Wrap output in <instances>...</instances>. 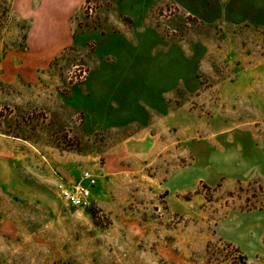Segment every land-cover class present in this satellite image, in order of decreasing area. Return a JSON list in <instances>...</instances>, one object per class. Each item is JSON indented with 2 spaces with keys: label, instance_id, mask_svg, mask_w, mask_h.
<instances>
[{
  "label": "rangeland",
  "instance_id": "obj_1",
  "mask_svg": "<svg viewBox=\"0 0 264 264\" xmlns=\"http://www.w3.org/2000/svg\"><path fill=\"white\" fill-rule=\"evenodd\" d=\"M29 26L0 0V60ZM38 77L0 79V134L48 189L0 264H264V0H86ZM84 171L75 207L55 181Z\"/></svg>",
  "mask_w": 264,
  "mask_h": 264
},
{
  "label": "crops",
  "instance_id": "obj_2",
  "mask_svg": "<svg viewBox=\"0 0 264 264\" xmlns=\"http://www.w3.org/2000/svg\"><path fill=\"white\" fill-rule=\"evenodd\" d=\"M13 12L30 21L25 49L11 50L0 60V79L8 83H39L38 71L73 40V19L86 0H9ZM16 141L0 134V231L17 225L16 206L46 205L48 189L43 181L34 188L20 177L19 165L33 161V153L17 150ZM57 185V180L55 181ZM19 205V206H18ZM11 229V230H10Z\"/></svg>",
  "mask_w": 264,
  "mask_h": 264
},
{
  "label": "built area",
  "instance_id": "obj_3",
  "mask_svg": "<svg viewBox=\"0 0 264 264\" xmlns=\"http://www.w3.org/2000/svg\"><path fill=\"white\" fill-rule=\"evenodd\" d=\"M89 10L92 11V8L90 7ZM85 75L86 71L81 68L72 71V77L74 79H81ZM96 182L97 179L93 173L84 171L80 179L76 182L68 180L64 176H59L57 187L61 197L70 205L75 207H89L92 205V191L89 185L93 186Z\"/></svg>",
  "mask_w": 264,
  "mask_h": 264
}]
</instances>
